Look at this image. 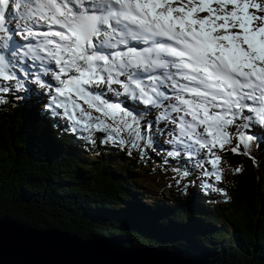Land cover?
Returning <instances> with one entry per match:
<instances>
[{
	"label": "snow or ice",
	"instance_id": "1",
	"mask_svg": "<svg viewBox=\"0 0 264 264\" xmlns=\"http://www.w3.org/2000/svg\"><path fill=\"white\" fill-rule=\"evenodd\" d=\"M10 101L91 144L102 134L138 150L177 186L192 177L185 189L226 195L222 153L255 162L251 145L264 144V0H0V105ZM10 241L25 251L107 243L36 237L0 218V252Z\"/></svg>",
	"mask_w": 264,
	"mask_h": 264
},
{
	"label": "trees",
	"instance_id": "2",
	"mask_svg": "<svg viewBox=\"0 0 264 264\" xmlns=\"http://www.w3.org/2000/svg\"><path fill=\"white\" fill-rule=\"evenodd\" d=\"M58 124L23 103L0 105V217L125 248H163L206 264H264V144L251 145L255 162L222 153L217 187L226 195L198 184L179 194L158 190L149 205V193L135 181L170 169L141 159L138 150L129 156L120 145L101 143L102 134L91 144ZM159 138L170 147L167 136Z\"/></svg>",
	"mask_w": 264,
	"mask_h": 264
},
{
	"label": "water",
	"instance_id": "3",
	"mask_svg": "<svg viewBox=\"0 0 264 264\" xmlns=\"http://www.w3.org/2000/svg\"><path fill=\"white\" fill-rule=\"evenodd\" d=\"M0 218L18 225L36 237L43 234L74 237L80 242L99 241L82 239L59 228L38 229L8 217ZM104 241L107 243L100 246L83 244L80 247L59 251H25L14 247L10 241L9 244H5L2 252H0V264H76V262L93 261L107 262V264H206L202 260L183 257L181 254L163 248L153 246L125 248L109 240Z\"/></svg>",
	"mask_w": 264,
	"mask_h": 264
},
{
	"label": "rangeland",
	"instance_id": "4",
	"mask_svg": "<svg viewBox=\"0 0 264 264\" xmlns=\"http://www.w3.org/2000/svg\"><path fill=\"white\" fill-rule=\"evenodd\" d=\"M64 121V120H62ZM67 123V121H64ZM166 130V129H165ZM160 135H163L164 141H165V136H167V134H165L164 132H161ZM168 137V136H167ZM83 139L85 137H82ZM233 143H234V139H233ZM110 146H119V145H113L111 143H107ZM222 165V164H221ZM172 175L173 174H153L150 176H143L142 178L139 180H136L135 182L137 184L140 185L141 188V193L143 192H148L149 194L145 195V200L147 201V203L149 205L153 204L154 202V197H156L158 195V190H168V192L173 191L176 194H179V189L184 190V185L186 184V180L182 182V184L180 186H177L175 184V182L172 180ZM197 176H200L199 174H197L195 177L197 179ZM203 179V178H202ZM198 180V179H197ZM198 184L195 185H191L187 190H195L196 188H198L197 186ZM150 186V188H149ZM201 191V190H199ZM142 201V200H141ZM225 232H228V228L225 227Z\"/></svg>",
	"mask_w": 264,
	"mask_h": 264
},
{
	"label": "bare ground",
	"instance_id": "5",
	"mask_svg": "<svg viewBox=\"0 0 264 264\" xmlns=\"http://www.w3.org/2000/svg\"><path fill=\"white\" fill-rule=\"evenodd\" d=\"M90 240H94V239H90Z\"/></svg>",
	"mask_w": 264,
	"mask_h": 264
}]
</instances>
